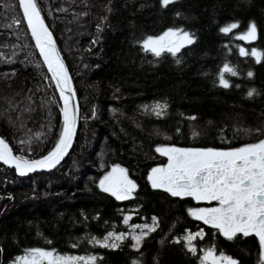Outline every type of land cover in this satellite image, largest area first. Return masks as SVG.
<instances>
[{
	"label": "trees",
	"instance_id": "1",
	"mask_svg": "<svg viewBox=\"0 0 264 264\" xmlns=\"http://www.w3.org/2000/svg\"><path fill=\"white\" fill-rule=\"evenodd\" d=\"M37 2L72 75L80 119L72 149L56 169L20 176L0 163V264H17L19 256L34 248L95 256V264H147L144 242L139 249L100 251L92 240L99 239L101 225L114 215V204L108 200L113 195L100 188L101 177L112 164L124 166L137 185L134 199L146 205L147 149L156 147L162 136L168 141L224 145L244 134L245 127L264 135V55L257 63L255 57L239 53L240 47L264 53V0H174L166 7L161 0ZM253 22L256 40L237 39ZM231 23L239 27L221 32ZM65 28L71 29L77 62L84 66L79 71L65 49ZM169 28L193 34L195 42L175 56L144 51V39ZM225 64L238 73L224 74L228 88L219 83ZM85 92L91 98L83 104ZM157 104L167 105L161 115L156 114ZM60 109L18 0H0V136L17 155L43 156L62 131ZM233 119L241 125L234 128ZM152 126L163 135L154 136ZM103 139L105 170L89 176L83 171L88 165L84 160H96L90 153L92 142ZM129 159V166L122 163ZM228 245L238 264H261L254 240ZM164 250L161 259L169 264L192 261L178 244L168 243ZM152 256L160 255L149 254V259Z\"/></svg>",
	"mask_w": 264,
	"mask_h": 264
},
{
	"label": "snow or ice",
	"instance_id": "2",
	"mask_svg": "<svg viewBox=\"0 0 264 264\" xmlns=\"http://www.w3.org/2000/svg\"><path fill=\"white\" fill-rule=\"evenodd\" d=\"M173 2L174 0H161L164 7ZM19 7L23 10V18L35 40V46L48 72L51 73V80L54 81L63 101L60 109L63 114V129L54 148L41 159L29 160L23 156H14L8 143L0 138V161L14 164L23 175L37 168H53L63 159L72 145L76 132L78 109L74 103L75 92L71 78L57 50L52 32L41 15L37 0H19ZM14 23L19 24L20 20H15ZM238 27V23H231L221 28V32L227 34ZM236 38L247 42L256 40V24L251 23L247 31ZM194 42L193 34L183 29L169 28L159 36H148L142 43L144 51L160 57L165 52L175 56L182 48ZM239 53L241 56L255 57L257 63L264 55L255 48L249 53L244 47H240ZM225 73H230L232 76L238 73L228 64L223 66L219 83L224 88H228L230 84L225 79ZM247 75L252 77L253 73L248 72ZM254 91V89L249 91L248 95L252 96ZM155 107L156 114L161 115L162 109L167 105L157 104ZM39 135L37 133V136ZM156 151L167 157L168 162L151 170L148 179L152 188L163 189L173 197H191L196 201L216 202L212 207L189 209V214L196 220L217 229L229 240L238 233L244 236L255 235L261 249V264H264V139L229 150L161 146L157 147ZM136 187V183L129 178L127 170L119 165L114 166L100 181V188L104 192L111 193L117 200L130 198ZM130 219V216L125 217L124 223L127 224ZM153 221V225L145 224L138 235L131 236L134 241L133 248L139 249L143 239L156 230L158 221L155 218ZM140 227V225L133 226V228ZM203 235L200 231L195 234L189 233L184 237L188 250L193 254L197 249L192 242L197 237L202 239ZM125 239L127 236L124 233L119 235L109 233L103 240L92 238L96 244L108 248H118L119 242ZM96 259L95 256L61 255L55 250L34 248L19 257L17 264H81V262L95 264ZM201 264H238V262L222 252L217 255L216 249L209 247L203 251Z\"/></svg>",
	"mask_w": 264,
	"mask_h": 264
},
{
	"label": "flooded vegetation",
	"instance_id": "3",
	"mask_svg": "<svg viewBox=\"0 0 264 264\" xmlns=\"http://www.w3.org/2000/svg\"><path fill=\"white\" fill-rule=\"evenodd\" d=\"M88 99V97H87ZM85 99V101L87 100ZM90 114V113H89ZM91 116V115H90ZM89 116H87L88 118ZM258 132V131H257ZM250 132V134H241L234 139L228 140L224 145H199L197 142L191 140L171 139L168 141L166 137L162 136L161 142L155 146H148L147 149V204H143L141 200L134 199V192L131 197L125 200H117L114 196L112 199H108L114 205V215L110 216L107 221L101 225V231L98 234L99 239L103 240L109 233L119 235L124 233L127 239L119 242L118 248L102 247L97 244L100 251L117 250L133 248L134 241L132 235H138L143 230V225H153L155 218L158 221V227L153 232H150L142 241L140 247L143 246V242L147 245V264H169L167 261L161 259V255L165 254L164 249L168 243L178 244L181 251L186 253L192 261L189 260L183 262V264H201V258L203 251L209 247L216 249L217 255L221 252L227 256H230L228 252V243H237L239 241L252 239L257 243L261 252L258 238L255 235L244 236L243 234H237L233 239L229 240L224 237L217 229L210 225L204 224L203 221L196 220L189 214V209L200 207H212L216 202L196 201L191 197H173L163 189H154L151 186V182L148 176L151 170L155 167H160L167 164V157L162 156L156 151L157 147L161 146H175L180 148H214L219 150H229L233 148L241 147L245 144L256 143L261 139H264V135L261 133ZM96 143V141H94ZM95 146L92 143V149L90 153L95 154ZM86 165L85 168H89ZM134 174V173H133ZM137 174V173H135ZM130 175V174H129ZM131 176V175H130ZM153 197V200L149 198ZM130 216L131 219L127 224L124 223V218ZM134 225H140V228H133ZM203 232V238L197 237L192 243L196 247L195 254L190 252L187 247V241L184 239L189 233L195 234L197 232ZM179 241V242H177ZM111 242V241H109ZM149 254L160 255L159 258L152 256L150 259ZM233 258V257H232ZM235 260V258H233ZM170 264H175L170 262Z\"/></svg>",
	"mask_w": 264,
	"mask_h": 264
},
{
	"label": "rangeland",
	"instance_id": "4",
	"mask_svg": "<svg viewBox=\"0 0 264 264\" xmlns=\"http://www.w3.org/2000/svg\"><path fill=\"white\" fill-rule=\"evenodd\" d=\"M116 27V25H112L110 28L112 29V28H115ZM112 34V33H111ZM111 34L109 35V37L111 36ZM64 40H65V42H66V44H65V49H67V50H69L71 53H68L70 56H72L73 57V59L75 60V62H74V64L76 65V67H77V71H79V70H81L84 66L83 65H81V67L79 66V64H80V62L78 63L77 62V60L79 59L78 57H76V55L78 54L77 53V50H76V48H75V45H74V43H73V36H72V34H71V29H67V28H65L64 29ZM72 50H74L75 52H76V54L74 55L73 54V52H72ZM87 97H88V99L89 98H91L90 97V95H89V93H87V92H85L84 94H83V104H85V99H87ZM86 104H91V103H86ZM99 105L101 106V108H102V105H103V103H99ZM119 114H122V113H120L119 112ZM238 122H241L240 120H231V125H233V127L234 128H237L238 126H240L241 124L240 123H238ZM190 128H191V126H190ZM253 128H255V127H250V128H247V127H245L244 129H245V131H243V132H245L244 134L245 135H247V134H250V132H252L253 130H251V129H253ZM149 130H150V132L151 133H153L154 134V136H162L163 134H161L160 132H159V130H158V128L156 127V126H152V127H149ZM257 130V129H256ZM253 132H255V130L253 131ZM115 134V133H114ZM153 134H151V135H153ZM95 138L97 137L96 135L94 136ZM115 137L117 138V136H116V134H115ZM114 137V138H115ZM165 137V136H164ZM91 140H93V138H89V142H91ZM101 142H103V143H101ZM93 143V146H95V148H96V146H97V148H96V152H95V154L93 155V157L94 158H96V160L94 161V162H92V161H90L89 159H85L84 161H87V164L90 166L89 168H85L83 171L85 172V173H87V174H90V173H92V172H97V171H99V174L100 173H102L104 170H105V165H103L104 163H103V159H104V155L106 154V147H107V141H106V139H103V141L101 140V141H98V140H96V143H94V142H92ZM109 150H111V148H109ZM124 153V152H123ZM130 156H128L127 158H129ZM130 159L129 160H125L124 162H122V163H126L127 165L126 166H129V164H130ZM116 165H119L121 168H124V169H126L124 166H122V165H120V164H112V165H110V167L103 173V175H102V177H101V180L103 179V177L107 174V173H109V172H111V170H112V168L114 167V166H116ZM127 170V169H126ZM131 170H133V167H131ZM135 170H136V168H135ZM135 170H134V173H136L135 172ZM128 172V171H127ZM129 173V172H128ZM91 175H93V174H90L89 176H91ZM128 176H129V174H128ZM129 178L131 179V177L129 176ZM100 180V181H101ZM132 180V179H131ZM52 193L53 194H55V192L54 191H52ZM60 193L61 194H64V192L63 191H60ZM25 196L26 197H30L29 196V193L28 192H26L25 193ZM61 200V199H60ZM54 203V202H53ZM1 209H6V204L5 203H1ZM26 253H24V254H22L21 256H23V255H25ZM58 254H61V255H66V254H63V253H58ZM21 256H19V257H21ZM71 256H79V255H71ZM18 257V258H19ZM17 263V262H16ZM81 264H83V262H81Z\"/></svg>",
	"mask_w": 264,
	"mask_h": 264
},
{
	"label": "water",
	"instance_id": "5",
	"mask_svg": "<svg viewBox=\"0 0 264 264\" xmlns=\"http://www.w3.org/2000/svg\"><path fill=\"white\" fill-rule=\"evenodd\" d=\"M18 2H19V0H18ZM20 10H21V13H22V16H23V10H22L21 8H20ZM23 19H24V18H23ZM24 22H25L26 27H27V29H28V32H29V34H30V36H31V31H30V29L28 28V26H27V22H26L25 19H24ZM31 39H32V42H33V44H34V47H35V49H36V51H37V53H38V55H39V57H40V59H41V61H42V63H43V58L40 56L39 50L36 48V46H35V40H34V38H33L32 36H31ZM55 43H56V42H55ZM56 47H57V45H56ZM57 50L59 51L58 48H57ZM59 53H60L61 59H62L64 65H65V67L67 68L68 74H69V76H70V78H71L72 88H73V90H74V92H75L74 103H75V105L77 106V109H78V111H77V121H76V132H75V135H74V137H73L72 145H71V147L68 149L67 154L63 157L62 160H60V162H59L55 167H53V168H37V169H35L34 171L27 172V173H25V174H23V175L20 174V172L16 169V167H15L14 164H5L3 161H0V163L3 164V165H5L6 167H8V168H10V169H14V171L16 172V174H17V175H20V176H26V175H30V174H34V173H38V172L52 171V170L56 169V168H57V167H58V166H59V165L65 160V158L67 157V155H68L69 152L71 151L72 146H73V144H74V142H75V138H76L77 131H78V122H79V119H80V104H79V100H78V97H77V94H76L75 86H74V83H73V80H72V75H71V73H70V71H69V69H68V66H67V64H66V62H65V60H64V58H63V56H62V54H61L60 51H59ZM43 65H44V67H45L46 70H47V66H46L44 63H43ZM47 72H48V70H47ZM48 74H49L50 77H51V73L48 72ZM52 83H53V85H54V88H55V90H56V93H57V96H58V99H59V102H60V105H61V108H62V106H63V101L60 99L59 90L56 88L54 81H52ZM62 116H63V114H62ZM62 129H63V124H62ZM0 138L4 139V140L8 143L9 147L12 149V154H13L14 156H20V155H17V154L15 153L13 147L11 146V144L9 143L8 140H6V139L3 138V137H0ZM53 148H54V147H53ZM53 148H52V149H53ZM52 149H51V150H52ZM51 150H50V151H51ZM50 151H49V152H50ZM49 152H48V153H49ZM48 153H46L45 155L40 156V157L27 158V159H29V160H38V159H41L42 157L46 156ZM25 158H26V157H25Z\"/></svg>",
	"mask_w": 264,
	"mask_h": 264
}]
</instances>
